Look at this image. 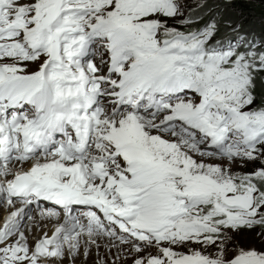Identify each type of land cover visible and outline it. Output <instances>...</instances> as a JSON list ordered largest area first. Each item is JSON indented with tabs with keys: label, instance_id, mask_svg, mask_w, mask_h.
I'll use <instances>...</instances> for the list:
<instances>
[{
	"label": "snow or ice",
	"instance_id": "snow-or-ice-1",
	"mask_svg": "<svg viewBox=\"0 0 264 264\" xmlns=\"http://www.w3.org/2000/svg\"><path fill=\"white\" fill-rule=\"evenodd\" d=\"M0 208V264H264V0H0Z\"/></svg>",
	"mask_w": 264,
	"mask_h": 264
},
{
	"label": "bare ground",
	"instance_id": "bare-ground-1",
	"mask_svg": "<svg viewBox=\"0 0 264 264\" xmlns=\"http://www.w3.org/2000/svg\"><path fill=\"white\" fill-rule=\"evenodd\" d=\"M5 212L7 211L4 208L0 210V214H3ZM4 219L3 221L0 220L1 221L0 224L4 222ZM53 223L54 221H48V220L41 221L39 210H35L34 215L32 216V220L28 222L25 228L26 234H29L30 242L35 243L38 239H40L43 236L45 232L51 234Z\"/></svg>",
	"mask_w": 264,
	"mask_h": 264
},
{
	"label": "rangeland",
	"instance_id": "rangeland-1",
	"mask_svg": "<svg viewBox=\"0 0 264 264\" xmlns=\"http://www.w3.org/2000/svg\"><path fill=\"white\" fill-rule=\"evenodd\" d=\"M190 2H192V0H190ZM1 209H2V208H0V210H1ZM35 210H38V209H33V210H32V216L34 215V211H35ZM7 214H8L7 212H5V213H3V214H0V220L3 221V219L6 217ZM3 215H4V216H3ZM1 221H0V222H1Z\"/></svg>",
	"mask_w": 264,
	"mask_h": 264
}]
</instances>
